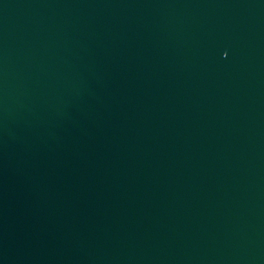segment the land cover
I'll list each match as a JSON object with an SVG mask.
<instances>
[{"label": "water", "instance_id": "obj_1", "mask_svg": "<svg viewBox=\"0 0 264 264\" xmlns=\"http://www.w3.org/2000/svg\"><path fill=\"white\" fill-rule=\"evenodd\" d=\"M0 264H264V0H0Z\"/></svg>", "mask_w": 264, "mask_h": 264}]
</instances>
